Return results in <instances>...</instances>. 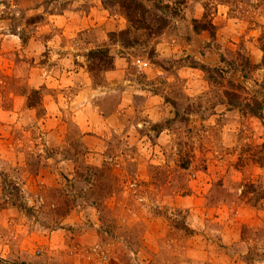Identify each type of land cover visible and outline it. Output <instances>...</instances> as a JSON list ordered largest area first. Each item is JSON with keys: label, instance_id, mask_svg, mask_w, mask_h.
I'll return each mask as SVG.
<instances>
[{"label": "clouds", "instance_id": "clouds-1", "mask_svg": "<svg viewBox=\"0 0 264 264\" xmlns=\"http://www.w3.org/2000/svg\"><path fill=\"white\" fill-rule=\"evenodd\" d=\"M0 264H264V0H0Z\"/></svg>", "mask_w": 264, "mask_h": 264}]
</instances>
